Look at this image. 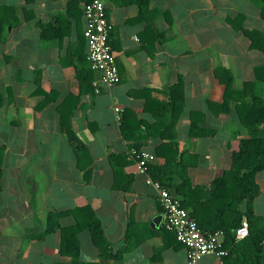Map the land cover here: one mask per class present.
Segmentation results:
<instances>
[{"label":"crops","instance_id":"obj_1","mask_svg":"<svg viewBox=\"0 0 264 264\" xmlns=\"http://www.w3.org/2000/svg\"><path fill=\"white\" fill-rule=\"evenodd\" d=\"M87 1L0 0L19 18L0 39V148L5 149L0 264L69 260L60 253L59 229L44 238L35 234L47 227L49 212L85 203L96 210L113 252L121 255L114 264H189L187 249L165 227L157 189L139 171L130 150L140 142L142 149L156 154L153 165L166 163L158 147L169 138L151 126L163 114L159 103L168 101L170 87L182 82L183 110L178 116L172 109L164 114L168 123L177 117L168 133L186 155L192 185L212 186L231 168L233 152L248 130L234 104L224 101L225 85L215 69H230L236 89L256 80L255 68L264 64V53L251 47L232 20L243 14L246 27L264 30L261 8L256 0H108L110 43L121 80L96 92L99 72L92 67L90 78L84 70L91 63L84 35ZM39 88L57 95L43 108L37 107L45 97ZM62 101L66 110H73V127L92 155L90 179L63 130ZM116 106L123 108L120 119ZM125 115L135 126L138 120L146 122L138 140L125 138ZM112 155L123 157L113 162ZM257 182L260 191L253 208L264 216V169ZM170 189L181 199L175 187ZM246 207L240 205L242 211ZM60 223L73 226L76 220L65 214ZM79 237V259L99 260L102 252L90 230H81ZM261 248L235 239L221 246L225 253L208 254L201 264H258L264 241Z\"/></svg>","mask_w":264,"mask_h":264},{"label":"trees","instance_id":"obj_2","mask_svg":"<svg viewBox=\"0 0 264 264\" xmlns=\"http://www.w3.org/2000/svg\"><path fill=\"white\" fill-rule=\"evenodd\" d=\"M256 2L261 8V15L264 18V0H256ZM244 18L243 14L235 17L232 20L234 26L241 29L250 39L252 48L259 49L264 53V30L246 27ZM18 22L19 18L13 7L0 5V39L8 31L9 26ZM84 70L86 73L89 71V76L92 78L91 63L90 67ZM215 74L225 85L224 101L227 105L234 104L241 122L248 130V134L239 139L238 148L233 152L231 168L217 176L212 186L195 187L192 185L187 173L186 155H182L174 135L168 133L174 128L177 117L173 119L172 123H168L164 114L172 109L178 116L183 110L184 85L179 82L170 87L168 101L159 103L163 114L151 126L162 137L169 138V140L158 147V153L166 158V163L163 166L151 164L150 171L153 178L160 180L166 187H175L178 194L181 195L183 206L189 210L201 228L208 229L207 231L223 230L226 243L236 239L233 230L240 226L245 214L250 225V235L245 239L252 242L258 251H261V243L264 241V216H259L254 212L253 202L260 191L257 173L264 169V64L255 68L256 80L245 82L241 89L234 87V75L230 69L218 66L215 69ZM78 76L80 80L86 77L82 70L78 72ZM37 92L45 94L44 99L37 105L38 108H43L54 101L57 96L54 91L45 93L40 88ZM211 105L219 106L220 104L211 102ZM58 110L61 114L63 130L68 134L75 148L79 166L85 170L86 178L90 179L93 158L88 146L73 127L71 120L73 110H66V102L63 103V101L58 105ZM126 116L122 119L124 136L129 141L138 140L142 137L138 134L140 125L146 122L138 120V124L135 126ZM146 126L148 127L147 124ZM192 128L193 130L197 129L194 125ZM140 144V142L134 143L137 152L143 150ZM4 153L5 149L0 148V190L2 188ZM122 157L112 155V161L116 162ZM179 157H181L180 160ZM133 160L137 161L135 157ZM116 169L118 176L120 172H118L117 166ZM217 191L220 192L217 193ZM242 203L247 206L245 211L240 209ZM65 214H73L76 220L73 226L61 225L60 217ZM58 229L61 233L60 253L69 260L59 261L56 264H114L121 257L120 254L113 252L112 244L105 235L103 222L90 203L79 204L69 210L49 212L47 227L35 235L44 238L48 233ZM85 229L90 230L95 243L101 249L102 256L99 260L82 261L79 259L81 251L79 232ZM225 242L222 243L223 246ZM260 257L258 264H264V256Z\"/></svg>","mask_w":264,"mask_h":264},{"label":"built area","instance_id":"obj_3","mask_svg":"<svg viewBox=\"0 0 264 264\" xmlns=\"http://www.w3.org/2000/svg\"><path fill=\"white\" fill-rule=\"evenodd\" d=\"M108 0H88L84 6L85 28L84 35L88 42V58L99 77L94 81L95 91L100 92L103 87H112L120 82L121 75L115 51L110 43L112 24L109 19ZM119 119L123 108L116 106ZM131 156L136 158L140 172L147 173V182L158 191V199L165 216V227L175 233L176 238L185 246L189 264H201L202 259L211 253H225L221 249L225 232L221 229L207 231L202 229L189 210L185 208L179 196L160 180L150 174V165L157 158L154 152L143 149L137 152L130 150ZM237 240L250 235V225L244 217L240 226L233 230Z\"/></svg>","mask_w":264,"mask_h":264}]
</instances>
